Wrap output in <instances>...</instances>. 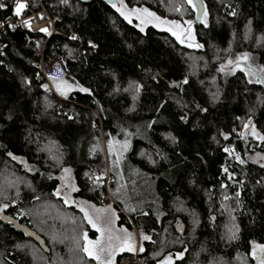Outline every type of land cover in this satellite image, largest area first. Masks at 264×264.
<instances>
[{"label":"trees","instance_id":"16d2710c","mask_svg":"<svg viewBox=\"0 0 264 264\" xmlns=\"http://www.w3.org/2000/svg\"><path fill=\"white\" fill-rule=\"evenodd\" d=\"M123 1L176 18L167 9L171 0ZM202 1L207 27L193 17L198 49L151 25L141 32L134 20L129 23L100 0H44L49 13L59 18L55 34L21 28L1 34L0 172L14 168L27 187L19 185L16 196L8 192L16 203H0L7 205L0 208V264H34L35 258L70 264L72 254L79 252L81 231L77 235L62 220V209H75H37L34 215L45 220L37 226L36 217L22 211L38 198H46L48 205L60 199L53 193L61 165L72 169L74 195L96 204L101 202L99 192L88 177L107 167L110 193L120 198L117 221L151 237L142 240L144 250L137 259L147 264H160L167 256L172 257L170 264H236L241 259L255 264L249 254L252 244L264 245V140L243 136L242 124L250 122L264 136V83L249 82L239 69H217L236 50L256 56L257 66L264 69V0ZM185 7L189 18L192 10ZM233 11L235 15H229ZM226 48L233 51L225 53ZM41 51L46 61L65 69L62 79L74 87L65 95L54 87L59 79H51L59 97L51 93L33 66ZM191 57L198 60L193 64ZM215 94L218 98H210ZM111 136L130 140L125 163L117 169L108 167L100 148L102 139ZM75 214L74 221L84 222L80 212ZM227 223L234 227V239L222 228ZM81 226L88 236L95 235L85 222ZM23 228L40 235L48 252ZM25 242L35 246V255L24 248ZM55 251L60 256L54 262ZM177 253L183 256L177 259ZM128 255L123 251L114 263Z\"/></svg>","mask_w":264,"mask_h":264},{"label":"rangeland","instance_id":"374dc122","mask_svg":"<svg viewBox=\"0 0 264 264\" xmlns=\"http://www.w3.org/2000/svg\"><path fill=\"white\" fill-rule=\"evenodd\" d=\"M120 3H123V5L125 6L126 10H128V11H130L133 8V7L127 6L124 3L123 0H117V2L115 3L116 7H119L120 6ZM185 4L186 3H182V2H179V1H176V0H171V2L168 5L167 9H168V12L170 14H172V13L175 14L176 13V16H175L176 18H172V17L163 18V17H160V16H158V15H156L154 13L156 16L160 17L162 20L176 21L177 24L180 25L179 32H180V35H181V40L183 42L178 41L176 39V37L173 36L170 31L165 30L167 28V25H162V26L155 27V28H157L159 30H165V31H167L180 44H182V45H184L186 47H189L188 45L189 44H192L193 46H191L189 48H194L195 49V48H197V47H195V45L198 44V42L196 41V37H195V33H194V25H193L194 18L193 17H195V14L197 12L193 11V9L189 6V8H191V10H192V14L190 16L192 18H190V17L187 18V16L190 15V13L188 11L189 9L188 10L186 9ZM176 5H181V10L179 12L175 11V6ZM203 6H204V11L206 12V7H205V4L204 3H203ZM116 7H114V8L116 9ZM136 8H139V7H136ZM150 12H152V11H150ZM198 17H199L198 19L200 20L201 13H199ZM203 18L205 19L206 17H203ZM132 20H134L137 25L139 24V21L135 18V16H132L131 17V21ZM186 21H192V24H191V29H192L191 38H189V36H188V32H187L188 25L185 23ZM149 25L153 26L152 23H148V24L143 25V28H145V27H147ZM230 51H233V48H231V49L226 48L224 50L225 53H227V52L229 53ZM236 51H234V52H232L230 54H227L228 56L226 58L224 57L223 63L225 62V60H227L229 58L235 59V57L237 55H239V54L248 53V55L250 57V59H249L248 62L252 65V69H256V71H258V73L260 75H262V73L259 72V69H260L259 66H257L256 56H253V55L249 54V52H245L244 51V52L237 53ZM199 57L202 58L203 56L202 55H199ZM203 59H204V57H203ZM197 60H198V58L195 57L194 59H192V57H191V61H193V64ZM227 70H229V68L226 67L225 70L222 73H226ZM253 72H254V70H253ZM250 79H253L254 81H256V79H255L254 76H251ZM59 80H60L59 81L60 83L61 82H66L68 84V82H67L68 79H65V78L62 79L61 78ZM211 84L213 86V83L212 82H211ZM214 96H217V94H215L213 96H210V98H213ZM245 124H248L249 126L247 128H245L244 127ZM242 127H243V132H244L243 133V136L252 135L253 127H252V124L251 123H249L248 121L245 120V121H243ZM109 139H111L113 141V151H112L111 154L109 153V147H108V141H109ZM102 140H103L102 143H100L101 153L103 155V159H105V161H107V163L109 165L108 167H110L111 169H117V168H119V166H116V163H115L116 160H117V153L118 152L119 153H122V156L120 158L119 165L121 164L123 166L124 163H125V161L123 159V156L125 154V151L123 150L122 145H123L124 141L127 140L128 146H129L130 145L129 144L130 143L129 138H127V137L116 138V137L111 136V137H108V138L102 139ZM147 156L148 157H146V158H147V160H149L150 157H149V155H147ZM17 159L19 160V162L23 165V167L25 169H29L30 170V166H28L25 163V161L23 160V158H17ZM260 162L261 163H264V157H262L260 159ZM55 163H56V165L58 167L60 166V164L58 162H55ZM69 168H70L69 166L61 165L60 166V169L58 170L57 176H56L58 178V176L61 174V180H59V178H58V185H57L56 189L54 190V192H55L57 189H59V195H55V197H58L60 199L57 200V202H56V199H54L55 202H51V204L48 205L47 204L48 201H47L46 198H38L36 202H33L32 204H28V205H26L24 207V209L22 210L23 213H24V215H27V216L30 217L31 214L34 215V213L37 212V209H38V212H44L45 213L47 210H49V206L50 207L52 206L54 208V210H55V207L54 206H56V207L59 208L60 205L61 206H64V207L73 208V209H75L74 211H68L67 210V212H64L65 210L62 209V212L64 213V216H65V217H63L62 220L64 221V219H65L68 222L67 223L68 226H70L71 229L73 227L74 228L73 230H76L75 233L77 235L81 231V234L83 236V234L86 233V229L85 228H82L81 225H84V222H85L86 226L87 227H90V225L88 224V222L84 219V212L81 211V208H83L102 227H110L112 229V232H113V235L114 236L118 235L121 239H123L126 234L131 236L132 240L134 241L133 250L129 251V250L125 249V252L129 253V255L128 256H121L122 259L118 263V264H127L126 263V260L128 258H129L128 260H131V258H133V256H134V253L140 251V247L142 246V240L140 239L141 232L137 228H134V227L132 229H127L125 227L127 229V231L124 234V227H120L118 224H116L115 221H116V218L118 219V216H117V212H116L117 210L115 209L116 204L113 201H114V199L116 200L115 202H117V203H119V201H120L119 196H117L116 194H113V193L111 194L112 197H114V198H112L111 200H109L110 201L109 203L108 202H105V200L103 199L98 204H96V203H94L92 201H89V200H85V199H82V198H77L74 195L69 194L68 192H70L71 188H73L72 187L73 181H71V182H68L67 180L65 181V178L71 177L70 169ZM63 169H68L69 171L68 172H64ZM91 173H90L88 179L89 178H92L91 177V175H92ZM120 173H121V171H120ZM128 182L132 185L133 182L135 183V179L129 178L128 179ZM116 184L119 187L121 186V182H118L117 180H116ZM19 185H24L25 188L27 187L26 180L23 178V176H20L14 170V168L9 169V170H5V171L3 170L2 172H0V203L2 201H10L11 203H16L15 202L16 201L15 199H12L10 196H8V192L11 191V190H13V194L16 196L17 195V192H18L17 189H18V186ZM90 186L92 188L95 187L94 185H90ZM63 189L65 190V194H63V193L60 192ZM6 194H7V197H6ZM65 198H67V201H68L67 203H65ZM91 203H93L95 205H105L106 206V211L100 210V208H99L100 212L90 211V207L89 206L90 205H93ZM112 203L114 204L115 207L112 205ZM72 212L74 213L75 216H76V214H75L76 212H80V214H81L80 217L81 218L83 217L84 222L81 223V221H79V220L74 221V218H72V216H73V213ZM113 213H115V216L114 217H113ZM19 214H17V215H19ZM35 217H34L35 220L37 222L39 221L35 226H37L39 223H43L42 221H45V220H40L39 217H38V215H36ZM37 218L39 220H37ZM47 219H50L49 216H48ZM75 219H77V218H75ZM214 219L215 218L213 217L212 220L214 221ZM229 219H227V220H229ZM109 221H112V223L109 224ZM230 224L227 223V224H225L224 227H222V228H224V230H226L228 232V235H229V231L230 230L232 231L233 228H234L233 226H230ZM122 229H123V232H122ZM100 235H101V233H99V236ZM72 245H74V247H75L76 246V243L75 242L74 243L72 242ZM24 248L25 249H29L30 250V254L35 255V254H33V250L35 249V246L33 244H31L29 242H25ZM74 254H75V256H74ZM74 254H72L74 259L68 260L70 264H93L92 262H90L89 260L86 259V256L84 254H82L80 250H79V252H78V250H76V253L74 252ZM54 256H55L54 257V262H55L57 260V258H59L60 255L57 254V252L55 251L54 252ZM167 257L169 258V260L171 262L172 257L171 256H167ZM164 259L160 262V264H163ZM33 260H34V264H47L46 260H43V259L38 260L37 258H35ZM139 260H141V259H139ZM244 262H245V259H241V260L237 261L236 264H244Z\"/></svg>","mask_w":264,"mask_h":264},{"label":"snow or ice","instance_id":"6c2138e0","mask_svg":"<svg viewBox=\"0 0 264 264\" xmlns=\"http://www.w3.org/2000/svg\"><path fill=\"white\" fill-rule=\"evenodd\" d=\"M62 3H66L67 0H61ZM183 3L188 4L193 11L201 13V18L199 20L200 23L204 24L207 27L206 19L203 17H206L207 13L204 11V6L202 0H183ZM113 6L116 7L115 3H113ZM0 7H3V5H0ZM27 7V5L22 2V0H17L15 7H14V15L17 17H20L22 10H24ZM181 10V5L175 6V11L179 12ZM116 11L119 12V14L129 23H131V17L135 16V18L139 21L138 25H135L139 28L141 32L144 31L143 25L152 23L154 27H159L162 25H167V28L165 30L170 31L173 36L176 37L178 41H181V35L179 32L180 25L177 24L176 21H167L162 20L160 17L156 16L153 12H150L147 8L144 7H133L130 11L126 10L123 3H120L119 7H116ZM229 15H235V12H230ZM26 26L30 25V20H24L23 21ZM188 25V36L191 38V24L192 21H186L185 22ZM9 27H14V25H9ZM40 31L47 32V29H40ZM72 39H76L75 36L71 37ZM89 45L92 48H96V45L91 43L89 41ZM189 47L193 46L192 44L188 45ZM195 47L199 48L201 45L196 44ZM250 59L248 53H242L235 57V59H227L223 64L220 65V67L217 69L218 72H223L225 68H229L231 73H234L237 69H239L241 72H244L245 76H254L257 83H264V75H260L257 72H253L252 65L248 62ZM260 73H264V69L259 70ZM155 79V77H153ZM55 80V78H52ZM187 81H182L181 83H186ZM251 82V79L250 81ZM24 83L27 85L29 82L27 79H25ZM172 86V85H170ZM47 87V86H45ZM56 90L61 95H65V92L67 90H70V85H68L66 82H61L60 84H55ZM83 92H88V89L81 88L80 89ZM140 90V85H136V91ZM218 98L217 96H214L213 99ZM201 111H205V109H201ZM187 115L181 117L182 120L186 119ZM250 123V122H249ZM249 125L245 124L244 127L247 128ZM125 135L127 136L128 133L125 132ZM221 135H224V138L227 139V136L223 133ZM252 135L254 137H258L261 140H264V136L260 135L255 131L253 128ZM173 143L175 142V138L171 137L169 135L168 137ZM108 147H109V153L111 154L113 151V141L109 139L108 141ZM122 148L124 151L128 148V142L127 140L124 141ZM225 151H228V149H225ZM11 155V153H9ZM122 156V153H117V160H116V166H119L120 158ZM13 159H16V157H13ZM236 159L239 161V156L236 157ZM242 163V161H240ZM223 171H227V169H222ZM64 172H68V169H63ZM231 175V174H229ZM97 179H100V177H97ZM221 187H224V185H221ZM75 190V189H73ZM53 195H59V189H57ZM239 195V193H237ZM227 199V197H225ZM67 198H65V203H67ZM7 207V205H0V208ZM81 211L84 212V219L88 222V224L93 227L97 232L101 233L100 236H97L96 240H90L88 238V234L84 233L82 236L83 244L82 247L79 245V242H77V247L80 248V251L84 253L85 256L89 257L90 260H94L96 264H113V257L115 256L117 251H123L125 249L131 251L133 250V244L134 241L132 240L130 235H125L123 239H121L118 235L114 236L112 229L110 227H102L96 220H94L87 211H85L83 208H81ZM98 212L100 210H97ZM23 215V213H21ZM146 214V213H145ZM115 216V213H113V217ZM112 221H109V224H111ZM179 230V229H178ZM229 239L235 238V232L229 231L228 235ZM141 240H150L151 237L141 233L140 235ZM143 247H140V251H143ZM253 260L256 261V264H264V245L260 244H252L251 251L249 253ZM183 256V253H177V259ZM163 264H170V260L168 257H165Z\"/></svg>","mask_w":264,"mask_h":264},{"label":"built area","instance_id":"2783aa9c","mask_svg":"<svg viewBox=\"0 0 264 264\" xmlns=\"http://www.w3.org/2000/svg\"><path fill=\"white\" fill-rule=\"evenodd\" d=\"M16 2L17 0H0V5H3V7H0V11L3 12V15L0 16V56L4 53V43L1 40V34L5 32H11L16 28L42 33L46 36H51L57 32L56 21L59 20V18L49 13L44 0H22L27 7L22 10L20 17L14 15ZM24 20H30V25L26 26L23 22ZM10 24L14 25V27H9ZM45 28L47 32L40 31V29ZM73 36V34L70 35V37ZM33 66L39 70V73L47 82L49 91L59 97L51 85V79L53 77L55 79H61L65 74V69L59 63H49L46 61L42 55V51L40 57L33 62ZM108 180L109 179L106 177H100V179H98L103 195L110 190ZM126 263L147 264L139 259H127Z\"/></svg>","mask_w":264,"mask_h":264},{"label":"bare ground","instance_id":"6f19581e","mask_svg":"<svg viewBox=\"0 0 264 264\" xmlns=\"http://www.w3.org/2000/svg\"><path fill=\"white\" fill-rule=\"evenodd\" d=\"M37 69V68H36ZM38 70V69H37ZM39 71V70H38ZM52 82V81H51ZM53 87V86H52ZM225 149H228V151H225V153H229V148L228 147H225ZM224 149V150H225ZM92 175H91V177L92 178H89L88 179V182H89V185H94L95 187V189L99 192V197H100V199L101 200H105V202H110L109 200H111L113 197H112V195H111V193H110V190H109V192L108 193H106V194H104L103 195V192H102V189H101V187H100V183H99V181H98V179H97V177H106V178H108L109 180H108V183H109V186H110V182H111V177H110V174H109V172H108V169H107V167L106 168H104L103 170H101V171H98V170H93L92 171V173H91ZM111 196V197H110ZM114 203H115V199H114V201H113ZM116 204H117V202H116ZM112 205L114 206V204L112 203ZM117 207H119L118 205H116ZM115 207V206H114ZM120 208V207H119ZM120 210H122L121 208H120ZM126 212V211H125ZM128 214V213H127ZM130 217V216H129ZM129 220H131V219H129ZM137 253L138 252H136V253H134V256H133V260H135V259H137Z\"/></svg>","mask_w":264,"mask_h":264},{"label":"crops","instance_id":"0c3cea01","mask_svg":"<svg viewBox=\"0 0 264 264\" xmlns=\"http://www.w3.org/2000/svg\"><path fill=\"white\" fill-rule=\"evenodd\" d=\"M71 88H74V87H70V89ZM126 152V151H125ZM70 169V174H71V177H68V178H65V181L67 180L68 182H71V181H73V185H72V187L73 188H71V190H70V192H68L69 194H72V195H74V192L77 190V186H76V182H75V178H74V175H73V172H72V169L71 168H69ZM58 178H59V180H61V174L58 176ZM73 189H75V190H73ZM61 193H63V194H65V190L63 189L62 191H60ZM61 196V195H60ZM75 196V195H74ZM75 197H77V196H75ZM74 197V198H75ZM77 199V198H76ZM91 204H93V203H91ZM89 206V205H88ZM90 207V211H97V210H99V208H100V210H103V211H106V206L105 205H95V204H93V205H90L89 206ZM108 210V209H107ZM89 211V212H90ZM102 211V212H103ZM98 212V211H97ZM100 212V211H99ZM116 224H118L120 227H124V234H125V232L127 231V229L125 228V226L124 225H122V224H119V222L117 221V218H116ZM91 227V226H90ZM89 227V228H90ZM90 229H92L93 230V232L95 233V235H93V236H88V238L90 239V240H96V238H97V236H99V232H97L93 227H91ZM122 232H123V229H122Z\"/></svg>","mask_w":264,"mask_h":264},{"label":"water","instance_id":"95a60500","mask_svg":"<svg viewBox=\"0 0 264 264\" xmlns=\"http://www.w3.org/2000/svg\"><path fill=\"white\" fill-rule=\"evenodd\" d=\"M78 1H80L81 3H89L93 0H78ZM100 1H102L103 3H106V4H110V5H113V3L117 2V0H100ZM198 15H199V13L197 12L196 18L198 17ZM23 231L25 232V234L28 237L33 239V241H35L43 251L48 252V247L45 243V240L40 235H38L36 232L31 231L27 228H23Z\"/></svg>","mask_w":264,"mask_h":264},{"label":"flooded vegetation","instance_id":"af4514ba","mask_svg":"<svg viewBox=\"0 0 264 264\" xmlns=\"http://www.w3.org/2000/svg\"><path fill=\"white\" fill-rule=\"evenodd\" d=\"M123 251H125V250H123ZM123 251H117V252H116L115 256L113 257V264H114V262H116V259H117V257L119 256V254H121ZM254 262H255V264H256V261H255V260H254Z\"/></svg>","mask_w":264,"mask_h":264}]
</instances>
